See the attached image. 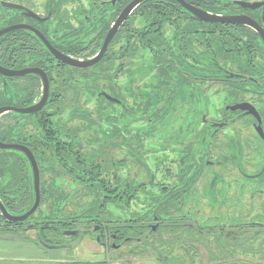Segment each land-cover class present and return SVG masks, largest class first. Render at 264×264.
<instances>
[{
    "label": "flooded vegetation",
    "instance_id": "1",
    "mask_svg": "<svg viewBox=\"0 0 264 264\" xmlns=\"http://www.w3.org/2000/svg\"><path fill=\"white\" fill-rule=\"evenodd\" d=\"M132 1L0 0V235L155 264L180 220L263 250L264 18L237 4L263 0H144L103 47Z\"/></svg>",
    "mask_w": 264,
    "mask_h": 264
},
{
    "label": "trees",
    "instance_id": "2",
    "mask_svg": "<svg viewBox=\"0 0 264 264\" xmlns=\"http://www.w3.org/2000/svg\"><path fill=\"white\" fill-rule=\"evenodd\" d=\"M199 4L212 5L217 0L205 1L194 0ZM168 16V15H167ZM170 16V14H169ZM107 192H96L94 196L101 200L108 198ZM90 195V193H88ZM105 196V197H104ZM92 205L89 206L91 208ZM107 206H93L96 213L107 215ZM180 220L172 221L156 233L150 242L143 247V253L155 264H264V249L257 252L253 231L254 225H243L233 231L209 233L207 226L197 229L183 228ZM221 233V235H220ZM223 236V237H222ZM149 248V249H147ZM200 249L204 250L203 256ZM255 255L259 256L256 257ZM259 261V262H258ZM74 264H95L93 262H78Z\"/></svg>",
    "mask_w": 264,
    "mask_h": 264
},
{
    "label": "crops",
    "instance_id": "3",
    "mask_svg": "<svg viewBox=\"0 0 264 264\" xmlns=\"http://www.w3.org/2000/svg\"><path fill=\"white\" fill-rule=\"evenodd\" d=\"M62 250L40 246L34 238L0 235V264H69Z\"/></svg>",
    "mask_w": 264,
    "mask_h": 264
},
{
    "label": "water",
    "instance_id": "4",
    "mask_svg": "<svg viewBox=\"0 0 264 264\" xmlns=\"http://www.w3.org/2000/svg\"><path fill=\"white\" fill-rule=\"evenodd\" d=\"M144 0H133L131 2V4H129L122 12L121 16L117 19L115 26L109 31L103 47H105V45L107 44V42L111 39V37L113 36L115 30L117 29V27L119 26L118 24L121 23V21L125 18H127V16L129 15V13L131 12V10L137 6L138 4H140L141 2H143ZM176 1L177 3H179L181 6L187 8L189 11H191L195 16H197L200 19L206 20V21H215V22H224V19L222 16H218V15H213V14H208L207 12L195 9L191 6H189L188 4H186L183 0H173ZM238 5H240L241 7H246V8H251V9H257V8H262V18H264V0L258 3H254V4H246L243 2H237ZM238 22H241L243 24H250L249 21L246 20H242V19H236ZM15 29V27H11L9 28L7 31L13 30ZM7 219L10 221H15L16 219H13L12 217H8Z\"/></svg>",
    "mask_w": 264,
    "mask_h": 264
},
{
    "label": "rangeland",
    "instance_id": "5",
    "mask_svg": "<svg viewBox=\"0 0 264 264\" xmlns=\"http://www.w3.org/2000/svg\"><path fill=\"white\" fill-rule=\"evenodd\" d=\"M175 124L172 125V123L169 125V127H173ZM171 130V129H170ZM167 127H165L163 129V134H170L172 131H170ZM172 134V133H171ZM208 171V170H207ZM84 243L89 246L93 251H100L99 247L97 245H95L93 242H90L88 240H85ZM92 251H90L89 249L85 248L84 246H81L80 249H78L77 253H75L76 255L75 258L80 260V261H86V260H91L94 261L96 258H99L98 254H93L91 253ZM201 254L204 256L205 252L204 250L200 249ZM130 260L126 261L124 260V258L120 261L117 262L115 264H153L151 262H146V261H132L129 262Z\"/></svg>",
    "mask_w": 264,
    "mask_h": 264
}]
</instances>
